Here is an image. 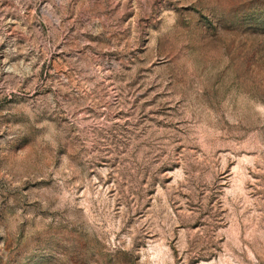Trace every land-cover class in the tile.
<instances>
[{
  "label": "rangeland",
  "instance_id": "374dc122",
  "mask_svg": "<svg viewBox=\"0 0 264 264\" xmlns=\"http://www.w3.org/2000/svg\"><path fill=\"white\" fill-rule=\"evenodd\" d=\"M0 264H264V0H0Z\"/></svg>",
  "mask_w": 264,
  "mask_h": 264
}]
</instances>
